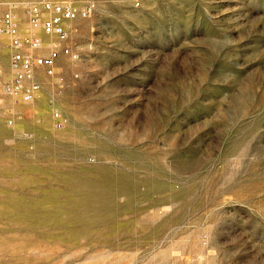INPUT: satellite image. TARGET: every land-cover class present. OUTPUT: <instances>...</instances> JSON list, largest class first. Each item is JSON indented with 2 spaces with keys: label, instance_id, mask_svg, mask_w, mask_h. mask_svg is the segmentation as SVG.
<instances>
[{
  "label": "rangeland",
  "instance_id": "1",
  "mask_svg": "<svg viewBox=\"0 0 264 264\" xmlns=\"http://www.w3.org/2000/svg\"><path fill=\"white\" fill-rule=\"evenodd\" d=\"M60 1L72 53L0 94V264H264V0Z\"/></svg>",
  "mask_w": 264,
  "mask_h": 264
},
{
  "label": "built area",
  "instance_id": "2",
  "mask_svg": "<svg viewBox=\"0 0 264 264\" xmlns=\"http://www.w3.org/2000/svg\"><path fill=\"white\" fill-rule=\"evenodd\" d=\"M17 8L23 11L24 21L33 30L31 33H20ZM90 10V5L81 7L71 1L0 0V34L8 37L11 51L10 76H4V68L0 65V94L18 95L24 101L33 99L40 87L35 78V68L42 67L48 74L54 73L55 61L60 53H72L66 43L67 22L77 16L88 15ZM44 37L49 38L46 43ZM44 48V53L35 51ZM54 115L60 120V114L55 112Z\"/></svg>",
  "mask_w": 264,
  "mask_h": 264
}]
</instances>
